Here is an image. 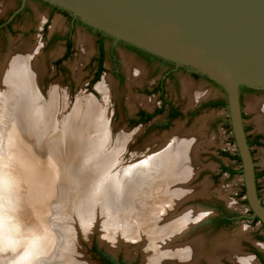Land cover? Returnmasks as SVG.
<instances>
[{
  "label": "rangeland",
  "instance_id": "rangeland-1",
  "mask_svg": "<svg viewBox=\"0 0 264 264\" xmlns=\"http://www.w3.org/2000/svg\"><path fill=\"white\" fill-rule=\"evenodd\" d=\"M19 1L0 0V23L10 21L7 28H0V68L11 51L15 49L34 51L33 61L41 97L45 101L49 99L51 90H55L59 95V105L62 106L51 119L55 131H49L48 134L40 133L38 140L34 141V147L28 146L32 148L28 150L19 135H14L11 121L5 118L7 104H0L1 218L8 217L6 219H12V222L28 223V229L35 227L36 219L40 220L42 225L46 224L53 232L48 239L52 247L56 244L57 249H61L62 246L70 249L72 245L65 239L71 237L75 241L77 261L86 264H142L144 254H150L152 258L157 255H161V258L167 257L171 247L169 245L176 243L189 245L193 242H198L202 247L201 254L197 255L198 262L194 264H240L236 259L237 252H232L229 257L216 255L217 263L206 259L212 255V244L217 240L233 244L232 247L236 248L240 255L251 258L253 264H262L259 261L260 256L264 264V231L258 222L249 219L250 212L244 196L240 163L233 159L237 151L228 123L227 109L205 106L209 102L225 101L223 90L200 74L192 76L189 71L177 72L174 80H165L164 92L167 100L183 112V116L164 128L166 112L146 124L129 123V119L137 111L151 112L160 106L159 94L155 93L154 89L165 68L158 67L153 61L144 62L116 45L111 55V44L105 41L104 71L92 84L91 80L96 71L95 58L98 56L94 31L75 25L71 34V52L64 58V42L58 38L64 37L68 31L69 22L66 17L59 12H54L48 17L47 7L28 0V10L11 20L10 13L17 7ZM52 36L58 38L52 40ZM115 71H120L122 77L115 75ZM102 81L106 82V90L98 89ZM184 86L189 89L185 91ZM243 88L251 90L241 89L240 92L244 129L248 140L251 141L257 135L263 136L261 134L263 132L256 128L255 121L259 116L256 107L260 102H264V90ZM77 104L80 107L91 108L88 127L85 130L80 129L79 134L81 140L85 139L87 142L84 147L73 148L68 153L66 147L65 149L61 147L66 138L62 128L66 126L63 124L69 114L71 115L72 107ZM32 110L37 111V105L31 104L29 111ZM41 110L46 113L45 109ZM39 113L42 115V112ZM43 120L40 116L37 122L31 121L32 125L31 122L30 125L22 122L25 124L24 128L31 126L25 129L27 139L35 140L32 135L39 134L37 128L42 125ZM99 129V132H104V136L109 140L105 147L97 148L93 144L95 141L93 139L98 135L95 130ZM196 131L201 134L202 144L194 150L196 152H193L194 159L184 163V166L191 167L193 177L186 182L171 183L172 185L165 191L170 193L175 190L178 193L185 189L186 193H199L194 198H191L192 194L186 195V199H191L179 203L176 210L178 213L191 210L200 213L199 215L203 214L200 219H206L208 223H203L201 227L191 232L188 230L181 241L176 242L170 237L163 239L164 236H158L157 231L161 223L147 230L149 224L145 220L160 214L163 206L159 203L171 199L169 195H165L164 200H161L164 188L160 181H153V187L149 190L143 185L139 187L138 193L141 195L139 198L145 199V207L140 206L143 203L137 201L131 214L130 196L126 195V200L121 201L120 211L109 212L104 207L101 197L96 198L95 194H92L97 185L95 182L98 181L94 180L95 178L91 179L90 175H85L91 179L87 188L83 174L88 171L90 173L89 166L97 158L114 152L115 158L107 161L110 168L106 171V176L112 172L114 174L111 175L113 181L108 182L111 184L115 176L129 175L128 170L143 164L154 155L153 150L162 148L174 135H188ZM60 132L64 135L63 138L59 135ZM73 139L78 140L76 137ZM47 143L59 149L52 152L48 150ZM250 150L255 167L260 171L264 167V146H251ZM84 158L86 159L83 160ZM222 167L239 171L240 174L230 175L222 172ZM19 176L22 177L20 181ZM15 181L20 182V186L11 185ZM257 185L260 197L264 200V175L257 179ZM62 197L65 198V202L61 201ZM103 199L105 200L104 197ZM217 207L236 216H242L243 219L226 226L215 227L210 220L217 215L214 212ZM143 209L146 212H143ZM112 216L118 223L111 220ZM130 223L136 225L138 229L137 231L135 228V235L131 237ZM145 243L149 249L145 248ZM165 245H168V248ZM56 248L53 255V261L56 257L55 263L64 254H60ZM154 258L151 264H163L159 258Z\"/></svg>",
  "mask_w": 264,
  "mask_h": 264
},
{
  "label": "bare ground",
  "instance_id": "bare-ground-1",
  "mask_svg": "<svg viewBox=\"0 0 264 264\" xmlns=\"http://www.w3.org/2000/svg\"><path fill=\"white\" fill-rule=\"evenodd\" d=\"M8 54L9 55L6 56L5 62L0 68V104L1 103L7 104L8 111L5 112V118H8L11 121V129L14 131V135L18 134L20 139L24 142L26 149L31 150L32 148L28 146L34 147L33 146L34 141L38 140V137L41 135L40 133L45 132V134H48L49 131L51 132L55 131L54 128H52L51 119L54 116V113H56V111L58 110V108L62 106V104L59 105L60 104L59 95L55 92V90L54 91L51 90L49 99H45L44 101V99L41 97L39 83L38 80L36 79L37 73L35 72L36 71L35 62L33 61L35 54L34 51L15 49L14 51H11ZM104 80L106 81V79ZM105 81H102V83L99 84L98 86L99 90H106L105 83L107 81L106 82ZM188 89L189 88L184 86L185 91H187ZM43 102L44 103L47 102V103L44 104ZM31 104L37 105L38 110L29 111V107ZM257 108L259 111V116L255 121V126L257 129H259L264 133V102L263 101L260 102L259 106L256 107V109ZM41 109H45L46 113H44ZM90 109L91 108L87 109L85 106L80 107L77 104L75 107H72L71 115L70 114L69 116L67 115L68 116L66 118L67 120L63 124L66 126L62 128L63 134L65 135L66 138L64 139V142L61 144L62 145L61 147L63 149H65L66 147L68 153H70L73 148L76 147L80 148L86 145L87 140L85 139L81 140L79 134L81 133L80 129L83 128L85 130V128L88 127L87 126L88 121L91 116ZM252 111L255 112L256 110H252ZM39 112H42V115ZM39 114L44 120L41 121L42 125H40L37 128L39 134L36 133V135H32V138H35V140L30 141L29 139H27L28 136L26 135L25 131L27 130V127H29L30 122L32 120L33 121L36 120L37 122V120L40 119ZM22 122H26V124L29 125L24 128L25 124L23 125ZM29 130L30 129H28V131ZM95 131L98 132L97 133L98 135L96 136V138L93 139L95 140L93 141L94 146L97 148L103 146L105 147L109 138H106V136H104L105 134L104 132L103 133L99 132L100 129ZM53 134L54 133H52V135ZM59 135H61L62 138L64 136L62 135L61 132ZM178 135H174V137H172L170 140H167L166 144L162 147V149H160L161 151L159 150V153H156L157 155L154 154L152 157L149 156L150 158H148V160H146L141 165H138L133 168H131L132 166L129 167L131 168L130 170H128V172H130L129 175L126 174V176L125 175L115 176L114 182H112L111 184H109L108 182L113 181L111 175L114 174L112 172L109 176H106V171H108L110 168L108 167L107 161L113 160L115 158L114 152H111V154L108 153V155H105L106 157L102 156L97 158L96 161L95 162L93 161L92 165L89 166L90 173H88L89 172L88 171L85 174H83L85 181H87L86 184L87 188L89 187L90 185L89 182L92 178H95L94 180L98 181L95 182L97 183V185L95 190H93L92 194L94 193L96 198H98L99 196L101 197L104 207H106L109 212L120 211L121 208L120 205H122L121 201L126 200L127 198L126 195L130 196V200H129L130 214L133 213L132 211H134L137 201H139L140 204L143 203V205L140 206H142L143 208L145 207L144 206V204L146 203L145 199H140L141 197L139 198V196H141L138 193V189H140L139 187L145 186V189L147 188L149 190L153 187L152 186L153 181L155 180L160 181L164 188V192L162 194L163 196L161 195L162 197L161 200L162 201L164 200L163 197L165 195H169V198L171 199H168L167 202L159 203L163 206L160 214L158 213L156 217H150L149 219L146 218L148 221L147 220L145 221L149 224L147 230H151V228L156 226L157 223H161V225H159L158 228L159 230L157 231L158 236L161 237L164 236L163 239H166V237L167 238L170 237L176 240V242L181 241V239H183L182 237L184 236V233L194 228V225L199 221H201L200 218L203 215V214L199 215L200 213L198 214L191 210L187 212H181V213L179 212L180 213L179 214L176 210L179 203L183 201L185 202V200H187L185 198L186 195L189 196L190 194H192L193 195L192 197H194L199 195V193L198 194L197 193L194 194L191 192L186 193V191H184L185 189H182L183 193L182 192L177 193L175 192V190L171 191L170 193H166L168 191H165L168 190L167 187H170V185H172L171 183L177 184L180 182H186L193 177L192 171L190 170L189 167L185 168V170H182V167H186L184 166L185 162L192 161V159H194L195 156L194 153H196L194 152V150L202 144V138L200 136L201 134L197 131L189 133L188 135H182V136H178ZM55 136H57V134ZM74 137H76L78 140L77 141L74 140L73 139ZM37 142L35 143L37 144ZM46 146L48 150L50 149V151L52 152H55L59 149L57 146L50 145V143L49 144L47 143ZM26 149L25 151H27ZM78 159L79 158H77V160ZM85 159L86 158H84L83 160ZM78 166L80 167L82 165H78ZM161 173L163 175H161ZM85 175L88 176L90 175L91 179L85 177ZM160 176L161 177L166 176V177L160 179L158 178ZM169 176L172 177L168 179L167 177ZM21 178L22 177L19 176L18 180L20 181ZM168 180H172V181L170 182ZM11 185L20 186V182L15 181ZM66 193L68 192L66 191ZM83 193L85 194V192ZM103 197L105 198V200L103 199ZM61 201L65 202V198L62 197ZM142 207H140L139 211L142 210ZM143 212L146 211H144L143 209ZM39 213H41V211H39ZM176 213H178L177 216ZM1 217L2 216L0 215V264H62V263L86 264L77 261L76 253H75L76 252L75 241L71 237L69 238L67 237V239L65 240L69 243V245H72L73 247L71 246V248L67 250L65 246H62L61 249L60 248L57 249L55 247L56 244L52 247L51 244L48 243V239L51 238L50 237L51 235H53L52 230L48 229L46 224L42 225L40 220L36 219L37 223L35 224V227L34 228L31 227L28 229L27 228L28 223L25 224L24 222H20V221L16 223V222H12L11 221L12 219L11 220L6 219L8 217L3 219ZM113 218L114 217L112 216L111 220L115 221V218L114 219ZM115 223H118L117 220L115 221ZM131 223L134 222L131 221ZM131 223H130V237L132 235H135L134 230L135 228L137 229L136 225ZM61 227L62 226H60V228ZM113 229H115V227ZM212 245H213V249H212L213 251L211 252L212 255H209L206 258L212 263H217L218 256L216 255L218 254L226 255L229 257V255H231L232 252H237L236 259L237 261H239L240 264H253L251 258H249L248 256L240 255L238 250L232 247L233 244L231 243L226 244L223 241L217 240L214 241ZM165 246L166 248H168V245ZM169 246L171 247L168 250L170 252L169 253L167 252L168 255L167 257L162 256L161 258V255H157L155 257V258H159L160 261L163 262V264H194L198 262L197 255H200L202 252V247L198 245V242L196 243L193 242L190 243L189 245L188 243L185 244L176 243V245H169ZM146 247L147 249H149V246L147 244L145 245V248ZM55 248L56 250L60 251V254L64 253L62 256H60L59 260L56 263L54 262L56 260V257L55 260L53 261ZM153 258L150 254L148 255L144 254V257L142 259L143 260L142 264H151ZM59 261H61L62 263H59Z\"/></svg>",
  "mask_w": 264,
  "mask_h": 264
},
{
  "label": "water",
  "instance_id": "water-1",
  "mask_svg": "<svg viewBox=\"0 0 264 264\" xmlns=\"http://www.w3.org/2000/svg\"><path fill=\"white\" fill-rule=\"evenodd\" d=\"M40 1L116 41L190 69L223 90L245 200L251 217L264 227L240 101L241 87L264 90V0ZM203 223L208 220L188 232Z\"/></svg>",
  "mask_w": 264,
  "mask_h": 264
},
{
  "label": "flooded vegetation",
  "instance_id": "flooded-vegetation-1",
  "mask_svg": "<svg viewBox=\"0 0 264 264\" xmlns=\"http://www.w3.org/2000/svg\"><path fill=\"white\" fill-rule=\"evenodd\" d=\"M33 1L38 2L42 6H45L49 9L48 17H50L51 14L54 12H59V13H62L66 17V19L68 20L69 25H68V31H67L66 35L64 37H61V38H58L57 36H52V40L58 38L64 42V46H65L64 58H67L70 55L71 46H72L71 45V34L73 32V28L75 25H80V26L88 28L90 31H94V34L96 36L97 46H98V56L95 58L96 71H95V74L93 75V78L91 81H93L96 76H98V78H99L100 75L102 74V72L104 71L103 62H104V57H105V49H104L105 48V41H108V43L111 44V47H110L111 55H113L112 53L114 51V47H115L114 45H116L119 48L125 50L126 52L133 53L137 58L141 59L144 62L153 61L156 65H158V67L162 66L163 68H165V71H164L161 79L159 80V82L157 83V85L155 86V89H154V92L159 94L160 106L157 107L156 109L152 110L151 112L150 111H144V110L137 111L135 113V115L129 119V123L132 122L135 125L146 124V123L151 122L158 115H161V114L166 112V122L163 124V128H164V127H167L173 120L183 116V112H181L178 108H176L173 105V103L170 102L169 100H167V98L165 97V92H164L165 80H167V79L168 80H174L175 79L174 76L177 72L189 71L192 76H197V75H199L198 73H196L190 69H187V68L178 67L172 63L166 62L162 59H159L155 56H152V55H150L144 51L138 50V49H136V48H134L128 44L116 41V40L96 31V30H93V29L85 26L78 19L72 17L67 12L60 10L55 6H52L48 3H45V2L40 1V0H33ZM27 10H28V0H20L17 7L10 13L9 17H11V20H13L16 17H19L21 14L25 13ZM9 23H10V21H8V20L1 22L0 28H7L9 26ZM59 62L60 61H58V63ZM115 62H117V59H115ZM114 74L119 76V77H122V74H120V71H117V72L115 71ZM98 78H97V80H98ZM241 89H244V88L243 87L240 88V92H241ZM244 90L251 91L248 89H244ZM240 101H241V97H240ZM210 103H214V101L207 103L205 106L210 107L209 106ZM159 110H161V112L157 114L156 112ZM149 116H153V117L148 120ZM242 116H243V114H242ZM261 134L263 136L257 135L255 137H253V139L251 141H249L247 136H246L247 143H248L249 147H251V146H260V147L264 146V141H263L264 133H261ZM251 155H252V152H251ZM262 175H264V167L260 171H257V168L255 167L257 194H258V198L260 199L262 206L264 207V200L261 199V197H260L259 189H258V185H257V179L259 177H261ZM219 208H221V207H217L215 209L214 212H216L217 215L213 216L210 220L212 225L215 227L226 226V225L230 224L231 222H235L236 220L243 219L242 216H236L235 214H233L231 212H227V211L223 210L222 208H221V210H219ZM249 212H250L249 219L252 221L258 222L260 224L262 230L264 231V227L259 222V220L257 218H252L251 217V211L249 210ZM222 213H224L225 215L226 214L229 215L227 218L229 220V223L225 224V225H222V224L217 225L216 223H214V219L218 218ZM259 261L263 264V260L260 256H259Z\"/></svg>",
  "mask_w": 264,
  "mask_h": 264
},
{
  "label": "trees",
  "instance_id": "trees-1",
  "mask_svg": "<svg viewBox=\"0 0 264 264\" xmlns=\"http://www.w3.org/2000/svg\"><path fill=\"white\" fill-rule=\"evenodd\" d=\"M97 78H98V76H96L94 78V80L92 81V83H95L97 81ZM209 106L210 107H226V103H225L224 100H218V101H216L214 103H210ZM160 112H161V110L157 111L156 113L158 114ZM152 117L153 116H149L148 117V120L151 119ZM233 159L237 160L240 163L239 157L237 155ZM222 172L228 173L230 175H234V174H237V173L240 174L239 171H237V172L236 171H232V170H230L227 167H222ZM219 210H221V208H219ZM228 216H229L228 214L225 215L224 213H222L218 218H215L214 219V223H216L217 225H221V224L222 225H225V224H228L229 223V220L227 219Z\"/></svg>",
  "mask_w": 264,
  "mask_h": 264
}]
</instances>
